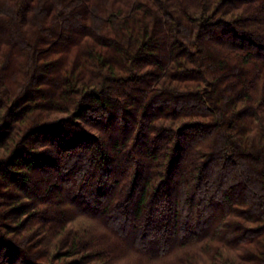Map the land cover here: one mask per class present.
<instances>
[{"label":"trees","instance_id":"1","mask_svg":"<svg viewBox=\"0 0 264 264\" xmlns=\"http://www.w3.org/2000/svg\"><path fill=\"white\" fill-rule=\"evenodd\" d=\"M130 257L264 264V0H0V264Z\"/></svg>","mask_w":264,"mask_h":264},{"label":"rangeland","instance_id":"2","mask_svg":"<svg viewBox=\"0 0 264 264\" xmlns=\"http://www.w3.org/2000/svg\"><path fill=\"white\" fill-rule=\"evenodd\" d=\"M77 226V223H76ZM94 229L96 230L97 233L103 234V231L99 229L97 226H94ZM137 261L135 257H130V258H125L124 260L118 261L116 264H136Z\"/></svg>","mask_w":264,"mask_h":264}]
</instances>
